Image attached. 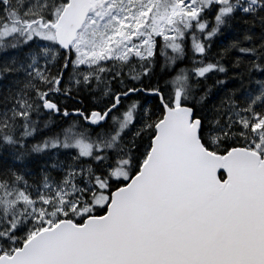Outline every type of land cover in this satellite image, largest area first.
I'll return each mask as SVG.
<instances>
[{"label": "snow or ice", "instance_id": "obj_1", "mask_svg": "<svg viewBox=\"0 0 264 264\" xmlns=\"http://www.w3.org/2000/svg\"><path fill=\"white\" fill-rule=\"evenodd\" d=\"M0 264H264V0H0Z\"/></svg>", "mask_w": 264, "mask_h": 264}]
</instances>
